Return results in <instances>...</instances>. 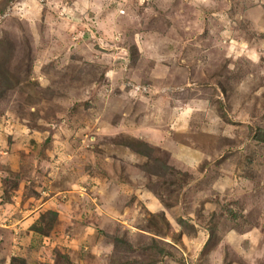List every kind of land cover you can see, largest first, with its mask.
Instances as JSON below:
<instances>
[{
	"label": "rangeland",
	"instance_id": "rangeland-1",
	"mask_svg": "<svg viewBox=\"0 0 264 264\" xmlns=\"http://www.w3.org/2000/svg\"><path fill=\"white\" fill-rule=\"evenodd\" d=\"M0 264H264V0H0Z\"/></svg>",
	"mask_w": 264,
	"mask_h": 264
}]
</instances>
